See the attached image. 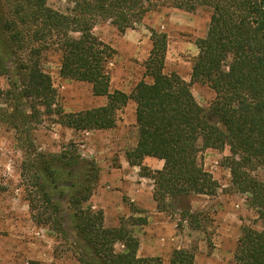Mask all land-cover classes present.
Returning a JSON list of instances; mask_svg holds the SVG:
<instances>
[{
  "label": "trees",
  "instance_id": "obj_1",
  "mask_svg": "<svg viewBox=\"0 0 264 264\" xmlns=\"http://www.w3.org/2000/svg\"><path fill=\"white\" fill-rule=\"evenodd\" d=\"M46 1L0 0V74H7L6 58L13 57L19 71L18 97L30 99L33 112L40 105L46 114L56 116L57 123L73 130L114 127L116 112L132 100L138 138L125 159L152 181L151 196L158 211L168 212L170 207L178 211L177 227L183 222L199 226L200 213L187 208L185 196H212L219 187L203 166L202 150L227 147L222 165L229 170L231 187L247 195L262 222L260 229L242 227L233 264H264V177L254 174L264 163V0H71L73 7L67 12L49 7ZM161 6L210 10L206 33L196 40L198 53L190 74V82L206 84L215 93L207 109L197 103L189 82L163 71L166 34L154 29L144 61L151 81L140 79L129 93L109 90L107 63L115 51L93 33L94 24L108 21L124 32ZM49 51L59 56L61 77L88 82L92 94L105 96L106 102L65 112L40 65L41 55ZM16 85L14 81L12 87ZM24 155L20 176L26 180L31 218L68 239L60 215V201L66 195L80 241L74 251L78 264H161L158 256L137 255L139 242L131 230L122 224L104 226L103 212L85 205L98 179L93 161L81 158L74 148L33 155L27 148ZM146 156L163 160L162 167L143 165ZM134 221L144 224L146 219L138 216ZM116 243L123 248L115 250ZM169 264H194V254L174 249Z\"/></svg>",
  "mask_w": 264,
  "mask_h": 264
},
{
  "label": "rangeland",
  "instance_id": "obj_2",
  "mask_svg": "<svg viewBox=\"0 0 264 264\" xmlns=\"http://www.w3.org/2000/svg\"><path fill=\"white\" fill-rule=\"evenodd\" d=\"M46 4L61 12L73 7L71 0H47ZM209 16L210 10L203 6L192 12L161 6L149 12L134 29L124 32H119L108 21L96 22L93 33L115 51L107 63L109 90L129 93L140 79L151 81L145 74L144 61L151 48L150 30L154 29L166 34L163 71L175 72L189 82L195 100L207 109L215 93L206 84L190 82V74L198 53L196 40L205 35ZM40 65L50 76L56 102L65 112L85 110L106 102L105 96L92 94L88 82L61 77L56 52H44ZM6 66L7 74H0V264H27L29 261L78 264L74 251L80 241L72 225V209L66 195L60 201V215L68 239L31 218L25 199L26 180L20 176L27 148L32 155L56 154L74 148L81 158L93 161L98 168V179L85 205L103 212L104 226L122 224L131 230L139 242L137 255L158 256L161 264H169L172 251L178 248L191 250L194 264H233L242 227L261 228L257 208L249 205L246 194L231 187L229 170L222 165L223 157L228 154L227 147L202 150L203 166L219 187L212 196L194 193L185 196L187 208L200 213L199 226L191 227L183 222L177 227L178 211L171 207L168 212L153 211L152 181L146 177L140 179L139 167H127L124 163L125 152L136 145L138 138L132 100L116 112L114 127L73 130L57 123L56 116L46 114L40 105L33 112L29 108L30 99L18 97L19 71L15 59L8 56ZM14 81H17L16 89L12 87ZM9 88L13 90L11 93L16 91L15 96L6 92ZM212 121L220 125L216 118ZM70 144L73 147H69ZM254 174L264 177V163ZM177 205L180 206V202ZM181 206H185L184 201ZM138 216L149 217V220L136 224L134 219ZM114 248L121 250L123 245L116 243Z\"/></svg>",
  "mask_w": 264,
  "mask_h": 264
},
{
  "label": "crops",
  "instance_id": "obj_3",
  "mask_svg": "<svg viewBox=\"0 0 264 264\" xmlns=\"http://www.w3.org/2000/svg\"><path fill=\"white\" fill-rule=\"evenodd\" d=\"M126 165H127V167H132V168H135V169H138V166H130L129 164H128V162L127 161H125L124 162ZM148 165V166H150L152 169H160L161 167H162V165H163V160H161V159H157V158H154V157H149V156H146V157H144V159H143V165ZM122 168H123V171L125 172V168H124V166H122ZM124 172H123V174H124ZM140 176V175H139ZM140 179H144V177H139ZM151 187V186H150ZM151 201H152V203L154 204V206H153V211H158L157 209H156V207H155V202L153 201V199L151 198ZM152 204V205H153ZM158 212H160V211H158ZM104 213H105V211H104ZM157 213V212H156ZM149 220V217H147L146 218V221H148ZM158 224V223H157Z\"/></svg>",
  "mask_w": 264,
  "mask_h": 264
}]
</instances>
